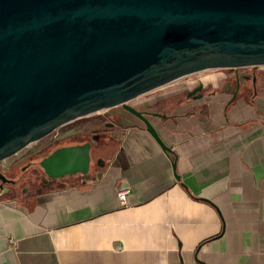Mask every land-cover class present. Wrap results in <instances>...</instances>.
I'll return each mask as SVG.
<instances>
[{"label": "crops", "instance_id": "0c3cea01", "mask_svg": "<svg viewBox=\"0 0 264 264\" xmlns=\"http://www.w3.org/2000/svg\"><path fill=\"white\" fill-rule=\"evenodd\" d=\"M224 98L157 126L176 178L126 127L90 176L0 198V264H264V105Z\"/></svg>", "mask_w": 264, "mask_h": 264}, {"label": "water", "instance_id": "95a60500", "mask_svg": "<svg viewBox=\"0 0 264 264\" xmlns=\"http://www.w3.org/2000/svg\"><path fill=\"white\" fill-rule=\"evenodd\" d=\"M262 64L264 0H0V161L123 104L176 178L175 151L125 101L217 67ZM88 146L59 147L39 164L49 178L86 174Z\"/></svg>", "mask_w": 264, "mask_h": 264}, {"label": "flooded vegetation", "instance_id": "af4514ba", "mask_svg": "<svg viewBox=\"0 0 264 264\" xmlns=\"http://www.w3.org/2000/svg\"><path fill=\"white\" fill-rule=\"evenodd\" d=\"M222 96L225 97V105L236 101H259L264 105V64L217 67L195 76L181 78L171 84H163L125 102L138 109L157 131L158 125H165L176 118L179 106L198 104L203 107H199L197 111L202 112L204 107H208L211 102L221 99ZM143 122L141 117L123 104H118L88 114L78 125L68 130L69 133L59 134L55 132L56 129L52 130L44 136L47 137L46 142L36 150L17 157L10 156L8 158L11 160L7 163L0 161V173L4 177L3 181L0 180V198L26 201L35 194L60 186L69 179L78 180L90 176L101 164L100 155L114 147L116 134L126 127L130 128V132L133 131L131 128L135 127L143 129ZM85 142L89 144L86 174L74 173L54 178L46 175L39 164L42 159L59 147Z\"/></svg>", "mask_w": 264, "mask_h": 264}, {"label": "rangeland", "instance_id": "374dc122", "mask_svg": "<svg viewBox=\"0 0 264 264\" xmlns=\"http://www.w3.org/2000/svg\"><path fill=\"white\" fill-rule=\"evenodd\" d=\"M87 115L85 116H82L81 119L85 118ZM81 119H77V120H72V121H69L65 124H62L60 125L59 127L55 128V132L57 131L59 134H65V133H69L68 130L72 129L73 126L75 125H78L79 122L81 121ZM47 138V137H46ZM46 138H41L40 140L36 141V142H32L30 144H28L27 146L23 147L22 149H20L18 152H16V154H14L13 156L11 157H17L19 156L20 154L22 153H26V152H31L33 150H36L38 147L41 146V144L45 143L46 142ZM9 160H11V158H7L4 161V163H7Z\"/></svg>", "mask_w": 264, "mask_h": 264}, {"label": "built area", "instance_id": "2783aa9c", "mask_svg": "<svg viewBox=\"0 0 264 264\" xmlns=\"http://www.w3.org/2000/svg\"><path fill=\"white\" fill-rule=\"evenodd\" d=\"M127 191L126 190H121V191H118L117 192V198H118V200L121 202V203H123L124 202V198H125V193H126ZM10 242H11V240H9Z\"/></svg>", "mask_w": 264, "mask_h": 264}]
</instances>
